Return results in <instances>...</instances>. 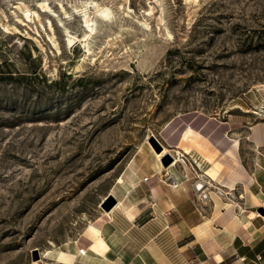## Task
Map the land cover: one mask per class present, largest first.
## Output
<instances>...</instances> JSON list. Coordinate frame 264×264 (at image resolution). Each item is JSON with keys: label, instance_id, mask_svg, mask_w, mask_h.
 Segmentation results:
<instances>
[{"label": "rangeland", "instance_id": "obj_1", "mask_svg": "<svg viewBox=\"0 0 264 264\" xmlns=\"http://www.w3.org/2000/svg\"><path fill=\"white\" fill-rule=\"evenodd\" d=\"M196 112L264 121V0H0V264L89 254L91 227L138 258L185 167L149 175L151 141L178 156L161 127Z\"/></svg>", "mask_w": 264, "mask_h": 264}, {"label": "crops", "instance_id": "obj_2", "mask_svg": "<svg viewBox=\"0 0 264 264\" xmlns=\"http://www.w3.org/2000/svg\"><path fill=\"white\" fill-rule=\"evenodd\" d=\"M187 129L192 133L183 139ZM160 137L178 156L167 169L154 165L147 173L180 162L186 178L170 170L168 180L176 184L152 186L156 207L140 225L138 258L116 254L93 228L89 254L60 252L56 263L264 264V121L196 112L167 122Z\"/></svg>", "mask_w": 264, "mask_h": 264}, {"label": "water", "instance_id": "obj_3", "mask_svg": "<svg viewBox=\"0 0 264 264\" xmlns=\"http://www.w3.org/2000/svg\"><path fill=\"white\" fill-rule=\"evenodd\" d=\"M152 145L156 148V152L159 153L161 151L160 146L157 144V142H155V140L152 139ZM174 158L171 154L166 153L164 154L161 158H160V162L162 164L163 167H167L169 164H171L173 162ZM115 204V200L109 196L103 203H102V207L105 211H108L111 209V207ZM38 256L37 253H34V257L33 260H37Z\"/></svg>", "mask_w": 264, "mask_h": 264}, {"label": "bare ground", "instance_id": "obj_4", "mask_svg": "<svg viewBox=\"0 0 264 264\" xmlns=\"http://www.w3.org/2000/svg\"><path fill=\"white\" fill-rule=\"evenodd\" d=\"M102 13H105V11H103ZM25 15H26V17H28V14H27V13H25ZM87 22H88V21L85 19V23H87ZM68 41L70 42L69 39H68ZM252 112L255 113V114H258V112H256V111H252ZM191 133H192V131H191L190 129H187V130L185 131L184 135H183V139H187L188 136H189ZM165 153H166V151H165V149H163V151H162L161 153H156V156H157L158 158H161ZM120 181H121V179L119 180V182H120ZM91 230L94 231L92 227H91ZM94 232H95V231H94ZM93 238H95V233H93ZM41 258H42V259H45L43 256H41Z\"/></svg>", "mask_w": 264, "mask_h": 264}, {"label": "built area", "instance_id": "obj_5", "mask_svg": "<svg viewBox=\"0 0 264 264\" xmlns=\"http://www.w3.org/2000/svg\"><path fill=\"white\" fill-rule=\"evenodd\" d=\"M85 253H86L85 250H83V249L79 250V255H85Z\"/></svg>", "mask_w": 264, "mask_h": 264}]
</instances>
